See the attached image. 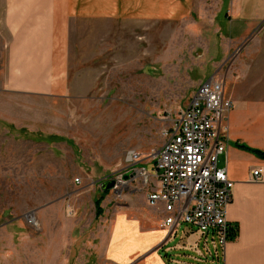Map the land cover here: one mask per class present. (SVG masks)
Segmentation results:
<instances>
[{
  "label": "rangeland",
  "instance_id": "1",
  "mask_svg": "<svg viewBox=\"0 0 264 264\" xmlns=\"http://www.w3.org/2000/svg\"><path fill=\"white\" fill-rule=\"evenodd\" d=\"M220 8L212 0L203 16L175 21L74 20L53 94L5 88L0 35V264H137L108 253L121 222L149 209L152 186L124 174L145 167L155 181L153 154L177 111L213 76L238 90L244 77L231 64L255 37L253 49L264 48V22L239 40ZM131 150L141 161L127 160ZM110 180L119 185L104 189ZM207 246L216 251L212 239Z\"/></svg>",
  "mask_w": 264,
  "mask_h": 264
},
{
  "label": "crops",
  "instance_id": "2",
  "mask_svg": "<svg viewBox=\"0 0 264 264\" xmlns=\"http://www.w3.org/2000/svg\"><path fill=\"white\" fill-rule=\"evenodd\" d=\"M209 1L0 0V27L4 28L0 35H7L4 86L9 91L36 94L62 92L69 33L76 19L185 20L196 11L206 14ZM220 1L216 16L224 19L227 33L239 40L256 34L264 22V0ZM253 41L244 47L251 46L252 52L231 64L239 68V77H244L238 90L225 81V93L233 107L224 122L227 150L218 159L235 183L227 217L238 227V234L225 246L217 243L216 251H212L207 246L212 235L201 233L192 224L180 223L173 231L161 228L163 207L150 206L147 200L149 209L143 212L141 221L121 222L124 228H120L108 252L112 260L138 258L137 264H264V157L255 152H264V78L256 80L264 77V48L253 49ZM249 77H254V87ZM258 168L262 169V179L255 180L253 171ZM202 243L207 250L200 249Z\"/></svg>",
  "mask_w": 264,
  "mask_h": 264
},
{
  "label": "built area",
  "instance_id": "3",
  "mask_svg": "<svg viewBox=\"0 0 264 264\" xmlns=\"http://www.w3.org/2000/svg\"><path fill=\"white\" fill-rule=\"evenodd\" d=\"M232 107L225 82L214 76L205 80L189 104L177 111L166 140L153 154L155 181L145 167L130 170L142 177L145 186H152L147 200L150 206L162 205L161 228L173 231L180 223L192 224L201 233L212 235L215 246H225L230 240L233 224L227 210L235 183L218 159L227 150L224 122ZM141 159L139 152H128L130 163ZM253 176L262 179V169H255Z\"/></svg>",
  "mask_w": 264,
  "mask_h": 264
},
{
  "label": "water",
  "instance_id": "4",
  "mask_svg": "<svg viewBox=\"0 0 264 264\" xmlns=\"http://www.w3.org/2000/svg\"><path fill=\"white\" fill-rule=\"evenodd\" d=\"M134 175L135 174L133 172L125 173L123 178H124V180H130V179L134 178ZM118 185H119V182H117L116 180H110L107 183L103 184V187H104V189H107V188L109 189V188H112V187H115V186H118Z\"/></svg>",
  "mask_w": 264,
  "mask_h": 264
},
{
  "label": "trees",
  "instance_id": "5",
  "mask_svg": "<svg viewBox=\"0 0 264 264\" xmlns=\"http://www.w3.org/2000/svg\"><path fill=\"white\" fill-rule=\"evenodd\" d=\"M255 152H257L259 155L264 157V152H261V151H258V150H255ZM236 229H237V231H236ZM231 230L232 231H231L230 239H234L236 237V235L238 234V227L233 225Z\"/></svg>",
  "mask_w": 264,
  "mask_h": 264
}]
</instances>
